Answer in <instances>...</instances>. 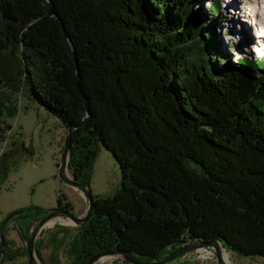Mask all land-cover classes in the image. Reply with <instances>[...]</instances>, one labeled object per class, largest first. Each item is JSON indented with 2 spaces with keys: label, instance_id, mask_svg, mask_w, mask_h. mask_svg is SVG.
<instances>
[{
  "label": "trees",
  "instance_id": "obj_1",
  "mask_svg": "<svg viewBox=\"0 0 264 264\" xmlns=\"http://www.w3.org/2000/svg\"><path fill=\"white\" fill-rule=\"evenodd\" d=\"M194 1L51 0L75 47L92 113L73 132L68 169L89 184L100 142L123 174L121 188L95 197L74 234L55 225L53 255L65 244L70 264L110 250L153 261L213 239L237 255L264 258V58L234 61L220 50L214 61L209 48L218 42ZM223 5L213 0L208 10L219 16ZM3 50L20 51L21 59L0 88L33 95L64 126L85 117L61 22L43 0H0ZM5 94L0 138L12 128L5 114L18 111ZM58 204L71 209L61 198ZM42 209L12 214L33 219ZM3 223L0 261L10 247Z\"/></svg>",
  "mask_w": 264,
  "mask_h": 264
},
{
  "label": "rangeland",
  "instance_id": "obj_2",
  "mask_svg": "<svg viewBox=\"0 0 264 264\" xmlns=\"http://www.w3.org/2000/svg\"><path fill=\"white\" fill-rule=\"evenodd\" d=\"M241 1L224 0L219 16H212L208 10L213 0L194 1L195 10L202 9L206 12L209 18L206 27L211 28L212 40L218 42V46L209 48L212 57L214 54L217 55L216 52L224 50L226 54L232 56L234 61L243 55L264 58V46L253 47L254 44L257 45L260 42L259 33L255 29L251 30V41L249 42L252 43L251 50H248L249 46L243 48L240 43L238 44L237 34L239 33L233 30L237 28L241 32L242 29H239V25L231 26L230 23L245 24L246 21L242 20V16L238 18L240 13H236L238 10L236 4L239 8L243 7ZM234 16L237 18L234 19ZM242 38L240 37L241 40L248 42ZM20 59V51L17 53L11 50L0 51V78L15 75L20 68ZM213 60L216 59L213 57ZM218 66H222L221 61H218ZM6 90L12 96L10 99L16 103L18 111L14 116L5 114L4 119L12 125V128L5 133L3 138H0V222L5 223L3 231L10 245L7 248L8 258L1 260L0 264H28V257L24 253L26 237H23V233L26 234L35 225L36 220L31 221L29 226L27 223L31 220L30 218L16 220L13 224L8 216L20 210L55 207L59 205V198L62 199L63 204H70V211L78 216L84 213L86 201L79 191L64 182L59 174L66 135V128L61 120L46 111L33 95L18 91L11 94L8 88L2 87L0 88L2 98L6 96ZM13 103L6 101L9 105ZM97 147V156L89 184L94 197H112L122 186V170L111 151L103 147L100 142L97 143ZM68 174L73 176L70 170ZM56 224L69 226L73 234L76 231V225L64 224L61 219ZM56 224L46 227L37 237L36 241L40 243V246L38 251L35 249V255L41 264H70L65 244L53 255L50 237L56 230ZM224 249L230 253L233 264H264L263 257L241 256L225 247ZM205 250L213 251L214 255L211 258H201L200 250L179 257L177 261L187 264H219L215 250L213 248ZM115 262L132 264L125 262L124 258L118 255L104 263L98 262V264H115Z\"/></svg>",
  "mask_w": 264,
  "mask_h": 264
},
{
  "label": "water",
  "instance_id": "obj_3",
  "mask_svg": "<svg viewBox=\"0 0 264 264\" xmlns=\"http://www.w3.org/2000/svg\"><path fill=\"white\" fill-rule=\"evenodd\" d=\"M43 8L47 14H49L50 16H56L61 22L64 38L69 46L70 56L76 68V74H77L76 88L81 93V96L85 103V108H86L85 117L78 123H68L65 125L66 135H65V142H64V147L62 151L61 164L59 165L60 166L59 174H60L61 179L64 182L74 187L76 190L79 191V193H81V195L84 197L86 201L87 207H86V212L82 216H77L74 213H72L70 210L61 208L59 205L55 207L47 208V209H42L41 211L34 212L33 213L34 217H38L40 215H44V216L40 218L35 223V225L30 228L28 235L26 237V242L24 243V247L26 250L27 257H28V264H41L35 255L36 240H37L38 235L41 234V232L47 227V223L49 221L55 220V222L57 223L59 219H65V220L68 219L73 222V225L81 226L84 223H86L87 220L90 218V216L92 215L93 209H94V205H95L94 203L95 197L91 190L90 184L79 182L73 176H70L68 174V171H69L68 162H69V154H70L71 145H72L73 132L79 126H82L85 123H87L88 120L92 116L89 100L86 97V95L83 93V89H82L80 64L78 61L75 47L72 45L69 34L65 28V25L61 21L59 15L57 14L51 0H43ZM16 215L11 214L8 216V219L15 217L13 219V221H15V220H18L19 218H22ZM4 227H5V223H3V230H4ZM3 238H4V235H3ZM221 245L224 248L223 243L219 242L216 239L189 242L186 245H182L178 250L169 252L163 258L158 259V260H153V261H146V260L140 259L136 255H134L131 251H121V250L112 251L110 250V251H104L100 254H96L92 256L88 260L87 264H97L100 261V259L106 255L121 256L124 258L125 262L132 263V264H168L169 262L175 259H178L179 257H182L190 252L199 251L202 248H213L215 250L218 263L227 264L223 259Z\"/></svg>",
  "mask_w": 264,
  "mask_h": 264
},
{
  "label": "bare ground",
  "instance_id": "obj_4",
  "mask_svg": "<svg viewBox=\"0 0 264 264\" xmlns=\"http://www.w3.org/2000/svg\"><path fill=\"white\" fill-rule=\"evenodd\" d=\"M231 5L233 4V2H230ZM241 3L243 4V7L241 6L239 8V6L236 4V8H238V10L236 11L240 13V15L238 16V18H243L242 20H245V24H239V22H231V26L234 25H239V29L241 28V32L236 29H234L233 31H237V34L239 39L238 44L240 43L241 46L243 48L249 46L248 50H251V44L249 43L251 41V30L255 29L257 31L258 36H259V43L257 45H253V47H261L264 46V14H263V9H264V0H242ZM234 5V4H233ZM233 12V11H232ZM237 15V14H236ZM237 17L234 16V19H236ZM258 27V29H257ZM232 31V32H233ZM235 31V32H236ZM240 37L244 38L245 40H247L248 42L241 40ZM242 38V39H243ZM263 54V53H262ZM263 56V55H262ZM240 58V57H237ZM62 222H64L65 224H71L73 225V222L71 220H65V219H61ZM55 220H51L47 223V227L48 226H53L55 224ZM222 247V245H221ZM206 248H202L201 250V258H211L212 255H214V252L211 250H205ZM199 250V251H200ZM222 253H223V259L227 264H233L232 260H231V256L230 253H228L223 247H222ZM115 257L114 255H106L103 256L99 262H103L107 261L110 258ZM98 264V263H97Z\"/></svg>",
  "mask_w": 264,
  "mask_h": 264
},
{
  "label": "flooded vegetation",
  "instance_id": "obj_5",
  "mask_svg": "<svg viewBox=\"0 0 264 264\" xmlns=\"http://www.w3.org/2000/svg\"><path fill=\"white\" fill-rule=\"evenodd\" d=\"M16 216H19V217H22V218H19V219H23V218H26V215H24V214H18V215H16ZM44 215H40V216H38V217H34L33 219H31L28 223H27V225L29 226L30 224H31V221H33V220H36V222L40 219V218H42ZM15 217H13V218H11L10 219V221L11 220H13ZM18 219V220H19ZM26 219H28V218H26ZM16 222V221H15ZM30 230V229H29ZM29 232V231H28ZM28 232L26 233V235H28ZM27 237V236H26Z\"/></svg>",
  "mask_w": 264,
  "mask_h": 264
},
{
  "label": "crops",
  "instance_id": "obj_6",
  "mask_svg": "<svg viewBox=\"0 0 264 264\" xmlns=\"http://www.w3.org/2000/svg\"><path fill=\"white\" fill-rule=\"evenodd\" d=\"M80 195H81V193H80ZM82 196V195H81ZM83 197V196H82ZM84 198V197H83ZM85 200V199H84ZM86 207H87V204H86ZM86 212V209H85V211H84V213ZM84 213H82L81 215H78V216H82ZM16 221V220H15ZM15 221H13V220H11V222L13 223V224H15Z\"/></svg>",
  "mask_w": 264,
  "mask_h": 264
}]
</instances>
